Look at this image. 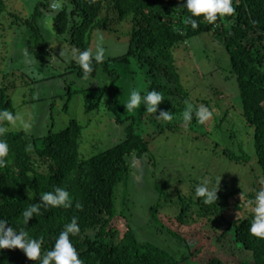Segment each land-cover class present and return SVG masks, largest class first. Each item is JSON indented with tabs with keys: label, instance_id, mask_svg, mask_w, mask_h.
Returning a JSON list of instances; mask_svg holds the SVG:
<instances>
[{
	"label": "trees",
	"instance_id": "1",
	"mask_svg": "<svg viewBox=\"0 0 264 264\" xmlns=\"http://www.w3.org/2000/svg\"><path fill=\"white\" fill-rule=\"evenodd\" d=\"M50 2L39 0L29 19L16 18L12 26L17 32L13 43L16 52L20 40L27 39L41 59L45 60L46 55L59 57L57 51L49 49V40L58 35L61 41L70 44L71 48L66 49H72L76 55L91 48L96 30L109 26L108 16L100 19L104 11L115 12L120 21L130 20L129 49L123 55L107 57L101 64L93 61V72L87 80L83 79V71L74 59L62 64V72L57 76L29 79L16 54L12 53L6 66L0 69L3 76L0 109L16 114L12 96L23 86L51 79L64 83L69 80L67 85L65 83L68 99L63 111L69 112L74 97L84 95L86 112L100 108L102 112L106 107L110 112L107 115L124 127L125 138L104 151L84 154L81 144L86 125L71 118L66 127L53 132L52 105L48 126L51 130L46 136L13 130L8 121L0 122V126L7 129L3 138L9 146L5 157L7 163L0 167V218L9 221L8 227H24L23 210L38 203L42 193L60 186L70 192L73 206L47 209L42 206L41 214L34 215L25 226L30 237H44L42 253L54 246L63 226L75 216L80 232L70 239L83 264H264V239L250 235L248 229L253 213H243L244 205L252 203L256 191L264 187V0H233L236 9L233 15L218 16L214 23L196 17L199 26L195 29L186 23L190 15L183 8L186 0H66L64 10L52 17L51 29H46L41 21L50 11ZM7 11L5 0H0V25ZM203 34H211L230 52L231 74L239 88L241 118L253 130L252 154L244 150V141L235 133L227 136L224 131L222 139L228 140L227 149H224L223 141L215 145L216 150L221 148L222 162L216 167L209 164L202 169L201 179L197 176L190 183H177V180H167L166 174L154 180L160 163L152 153L145 133L153 139L156 137L146 128L142 117L136 118L134 111L126 112L122 107V87L127 81L138 79L142 85L140 90L155 89L163 95L168 90L160 84L163 77L176 84L177 95L187 99L190 94L181 83L174 53ZM1 57L0 62L7 60V56ZM71 77L74 78L72 81ZM79 83L84 84L83 87H77ZM165 101L171 106L172 114L183 113L184 110L165 98L162 103ZM220 108L222 116L218 128L223 131L221 122L229 118L231 108L229 104ZM165 110L159 108V111ZM159 111L147 113L145 107L140 109L143 116L156 117L157 122L163 121L158 119ZM123 114L127 116L122 117ZM172 120H164V123L178 130ZM195 120L193 116L191 122ZM228 159L240 164L252 159L256 161L262 183H255V192H247L243 188L245 181L228 175L225 162ZM140 161L145 162L151 175L144 174L135 180L133 167ZM164 166L170 168L171 163L165 161ZM146 181L150 184L148 193L144 191ZM203 181H207L211 189L220 186L217 201L209 205L195 197V187ZM120 185L124 191V232L112 225L118 215ZM136 185L140 198L147 204L134 213L130 197ZM242 196L247 198V203L242 202ZM198 221H203L202 236L185 233L186 225ZM206 235L221 245L224 257L204 253L201 244ZM0 264H39V261L29 259L19 248H5L0 249Z\"/></svg>",
	"mask_w": 264,
	"mask_h": 264
},
{
	"label": "rangeland",
	"instance_id": "2",
	"mask_svg": "<svg viewBox=\"0 0 264 264\" xmlns=\"http://www.w3.org/2000/svg\"><path fill=\"white\" fill-rule=\"evenodd\" d=\"M38 1L5 0L8 11L3 15L0 25V59H2L1 56H7L5 62L4 60L0 62V69L6 66L8 56L15 53L23 71L27 72L29 79L37 78H34L30 74V66L25 63L26 59L30 58L33 61L31 68L40 73L42 77L40 79H44L54 75L57 76L61 73V69L63 68L61 65L72 62L75 55L72 49H66V47L71 48L70 44L61 41L58 35L55 36L56 38L53 37L52 40H49V49L52 48L54 51H57L59 57L54 56L50 58V55H46L44 56L45 60L41 59L34 52V49L28 45L27 39L20 40L19 50L16 52L17 49H15L13 43L17 32L16 28H12V26H14L17 17L22 19V21L29 19ZM106 16L111 20L109 26L94 32L91 49L95 52L98 38L103 36L104 46L108 49L106 58L123 55L127 53L130 45L131 22L129 19L120 21L115 12L108 11H104L100 19ZM25 50H29L30 57L25 56ZM230 56V52L221 43L216 41L211 34H203L189 41L187 45L181 46L174 53L178 72L181 75V83L190 94L189 97L185 99L183 96L177 95L175 93L176 84L167 81L163 77L160 78V84L168 88L167 91L163 92L162 96L175 107L184 110L186 107L185 101H188L193 105H205L212 110L213 115L205 124H200L195 120V122H189L185 125L182 113H175L172 114V122L177 124L178 130H174L168 124L166 125L164 120L157 122L155 120L156 117L143 116L142 112L140 113V109L144 108L143 105L134 111L135 117H142L141 120L146 124V128L150 129L151 133L156 137L153 139L149 133H145L146 139L150 142L152 153L160 163L154 174L156 178L153 176L154 180H159V178L164 175L166 176V174V179L170 182L177 180V183H181V181L190 183L197 176L201 179L200 171L202 169L206 168L209 164L210 167H216L222 162L220 160L222 159V156H220L221 148L216 150L215 145L216 142L223 141L224 149H227L225 145L228 140L222 139L224 131L227 136H230L229 133H235L239 139L244 141V150L250 153V155L252 154L253 130L248 128L245 121L241 118L242 110L238 99L239 88L235 77L231 74ZM56 60L59 62L55 63ZM17 65L14 67H17ZM70 79L72 81L74 78L71 77ZM0 80H3V76L1 75ZM65 83L63 80L51 79L41 81V83H37L36 85L23 86L19 92L17 91L12 96L16 114H19L20 119L16 121L15 125H11L10 128L18 131L25 130L24 124L27 123L30 126L26 130L28 133L41 136L48 135V131L51 130V127H48L49 121H51L49 109H51L52 105L53 120L55 121L53 132L66 127L71 118H76L83 125H86L81 144V150L84 154L104 151L108 147L124 140V127L116 124L112 120L113 118L107 115L110 112L106 107L103 108L102 112H100L101 108L86 112V99L84 95L74 97L69 112L63 111L64 104L68 99L65 92ZM67 83H69V80ZM83 85L81 83L76 84L77 87H83ZM124 85L126 86L122 87V107L127 101L129 92L133 87L139 88V90L142 88L141 81L138 79L127 81ZM140 91L144 92L145 90ZM95 97L92 98V101H94ZM227 104L230 105L231 111L228 113L229 118L221 122L222 131L221 128H218L220 117L222 116L220 106ZM159 108H165V111L171 112V106L166 101L165 103H161ZM123 116L126 117L127 115L123 114ZM208 156L212 158L209 161L210 157ZM165 161L171 163L170 168L166 169L165 166L163 167ZM225 162L228 165V175L231 178L245 181L243 188L247 192H255V183L261 185L262 179L259 178L260 173L257 170L254 159L245 164H240L230 159ZM133 168L132 173L135 180H139L144 174L151 175L144 161ZM151 172L153 173V171ZM149 185L146 181L144 188L146 193H148ZM123 194V185H120L117 191L118 215L112 222V225L122 232L125 231L126 225V220L122 217V211L124 210ZM140 196L139 188L136 185L130 197V204L134 213L139 212L141 207L147 204V201H143L144 198H140ZM242 202L247 203V198L242 196ZM148 203L151 202L148 201ZM244 207L243 213L245 215L253 213L254 205L252 203H247ZM185 229V233H193L200 237L204 230L203 221L189 223L185 226ZM203 240L204 244H201V246L203 245L204 247V253L208 255L217 254L224 257L221 245L216 244L208 235Z\"/></svg>",
	"mask_w": 264,
	"mask_h": 264
},
{
	"label": "clouds",
	"instance_id": "3",
	"mask_svg": "<svg viewBox=\"0 0 264 264\" xmlns=\"http://www.w3.org/2000/svg\"><path fill=\"white\" fill-rule=\"evenodd\" d=\"M65 3L66 0H51L50 11L46 13L44 19L41 21L44 28L51 29L52 17L64 10ZM183 8H186L190 14L186 18V23L190 24L194 29L199 26V21L196 17H203L209 23H214L218 19V16L221 18L231 16L236 11L233 0H186ZM103 40V36L98 38L95 52L91 48H86L73 56V59L83 71L84 80H87L93 72V61L96 64H101L106 59L108 49L104 46ZM25 56L30 57L29 50H25ZM25 63L30 66V74L34 78H42L40 73L31 68L33 61L30 58L26 59ZM163 101L162 94L155 89L145 90L142 93L139 88L133 87L124 106L126 112H133L143 105L147 113H158L159 105ZM185 104L186 107L182 113L185 125L193 120V116H195L198 123L205 124L213 115L212 110L205 105H193L188 101H185ZM18 119H20L19 114H14L8 109H0V122L8 121L10 124L15 125ZM158 119L171 121L173 115L169 111H159ZM29 127L27 123L24 124L25 130ZM6 132L7 129L0 126V167L5 166L7 163L5 157L8 155L9 146L7 140L3 138ZM218 183L220 185V181ZM219 187L211 189L207 181L198 183L195 187V197L199 198L205 205L212 204L218 199L217 192ZM252 203L254 205L253 217L248 231L251 236L264 239V187L256 191ZM42 206L45 209L49 207L71 208L73 200L67 189L57 186L53 191L42 193L38 203L31 204L23 210L24 227H20L19 229L13 226L8 227L9 221L0 218V249L19 248L29 259L39 261V264H83L76 247L70 239V236H75L80 232L77 217H72L71 221L63 226L55 239L54 246L43 253L41 248L44 243V237L32 238L29 236L25 226L28 224L30 218L41 214ZM76 206L80 207L79 204Z\"/></svg>",
	"mask_w": 264,
	"mask_h": 264
}]
</instances>
